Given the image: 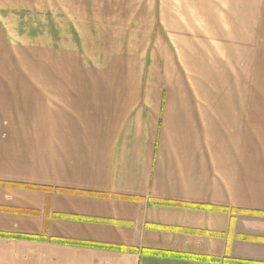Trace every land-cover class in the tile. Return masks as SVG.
Returning <instances> with one entry per match:
<instances>
[{
    "label": "crops",
    "instance_id": "obj_1",
    "mask_svg": "<svg viewBox=\"0 0 264 264\" xmlns=\"http://www.w3.org/2000/svg\"><path fill=\"white\" fill-rule=\"evenodd\" d=\"M2 37L56 53L41 112ZM251 263L264 0H0V264Z\"/></svg>",
    "mask_w": 264,
    "mask_h": 264
},
{
    "label": "rangeland",
    "instance_id": "obj_2",
    "mask_svg": "<svg viewBox=\"0 0 264 264\" xmlns=\"http://www.w3.org/2000/svg\"><path fill=\"white\" fill-rule=\"evenodd\" d=\"M46 41L48 38H45ZM42 38L40 37H2L1 45L4 46H17V52L11 53V59H14L15 56L16 65H17V98L18 104L17 108H20L23 105L24 100H22L26 95L24 88L27 93L32 94V100L28 101L31 104L33 112H41L42 108V91H41V75L42 72L48 73V83L49 86L51 83H55L53 80L55 77V62H56V53L40 52L35 50L36 48H42L43 44ZM12 48V47H11ZM27 50V51H26ZM2 58L7 56V54H1ZM24 66H27V69H23ZM30 66V67H29ZM45 69H43V68ZM27 72V73H26ZM47 82L46 80H44ZM31 97V96H30ZM45 108L50 111H55V95H45L44 97ZM49 98V99H47Z\"/></svg>",
    "mask_w": 264,
    "mask_h": 264
},
{
    "label": "trees",
    "instance_id": "obj_3",
    "mask_svg": "<svg viewBox=\"0 0 264 264\" xmlns=\"http://www.w3.org/2000/svg\"><path fill=\"white\" fill-rule=\"evenodd\" d=\"M26 188H29V189H32V190H44L46 188H41V187H36V186H24ZM60 192H67V191H63V190H60ZM69 193H73V194H78L77 192H69ZM253 264V263H251Z\"/></svg>",
    "mask_w": 264,
    "mask_h": 264
}]
</instances>
